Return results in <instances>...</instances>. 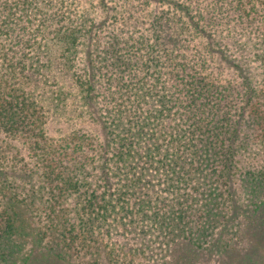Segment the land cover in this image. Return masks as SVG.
Listing matches in <instances>:
<instances>
[{
    "label": "trees",
    "instance_id": "1",
    "mask_svg": "<svg viewBox=\"0 0 264 264\" xmlns=\"http://www.w3.org/2000/svg\"><path fill=\"white\" fill-rule=\"evenodd\" d=\"M29 243L264 264V0H0V264Z\"/></svg>",
    "mask_w": 264,
    "mask_h": 264
},
{
    "label": "rangeland",
    "instance_id": "2",
    "mask_svg": "<svg viewBox=\"0 0 264 264\" xmlns=\"http://www.w3.org/2000/svg\"><path fill=\"white\" fill-rule=\"evenodd\" d=\"M213 73L215 75H217V77L219 78L220 81L225 82V80H234V82L238 79L232 75L231 73H229L224 67L220 66L213 71ZM69 125H70V121L66 118H59L58 116H49L48 118V124H47V129H48V133H50L51 135L54 136H59L61 134L66 133L69 130ZM30 239V238H29ZM238 245V243L236 244ZM34 252L35 256L33 258L36 257H43V259L47 260L48 264H82L83 262L80 261L79 259H76L73 256H69L68 254L64 253V251L61 250V252H59V250H57V254L59 253L60 256H58V258L55 256V254L53 255H48L47 250L45 248H42L40 246H33L32 243H29V245H27V247L25 248L26 253H30V252ZM45 263V261L43 262V264ZM99 264H108L107 261H102Z\"/></svg>",
    "mask_w": 264,
    "mask_h": 264
}]
</instances>
